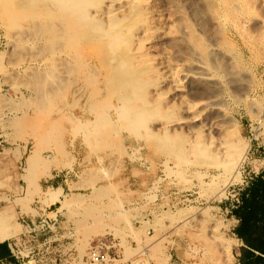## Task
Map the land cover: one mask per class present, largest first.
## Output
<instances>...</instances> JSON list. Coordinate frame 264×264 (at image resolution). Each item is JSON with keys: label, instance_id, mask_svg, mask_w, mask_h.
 <instances>
[{"label": "rangeland", "instance_id": "1", "mask_svg": "<svg viewBox=\"0 0 264 264\" xmlns=\"http://www.w3.org/2000/svg\"><path fill=\"white\" fill-rule=\"evenodd\" d=\"M57 1L0 0V124L6 139L26 145L28 167L41 155V173L55 166L69 180L64 193L41 191L36 176L23 173L27 191L14 202L31 209L35 191L44 204L59 200L50 208L63 212L78 249L105 246L104 264H239L231 209L264 166V0ZM81 5L90 6L86 15ZM121 79L126 89L117 87ZM124 90L130 108L144 111L137 133L115 109ZM168 140L183 149L182 163L164 160ZM211 155L230 168L215 171L202 195L191 173ZM18 178L22 189L26 180ZM10 226L11 234L19 230Z\"/></svg>", "mask_w": 264, "mask_h": 264}, {"label": "crops", "instance_id": "2", "mask_svg": "<svg viewBox=\"0 0 264 264\" xmlns=\"http://www.w3.org/2000/svg\"><path fill=\"white\" fill-rule=\"evenodd\" d=\"M2 125H5L4 121L2 122ZM2 125L0 124V244L6 243L5 249L9 250L8 240L18 235L25 229L24 224L20 222V216H25L28 219H36L39 216L53 215L54 213H58V216L63 215V212L58 210L57 207L50 208L52 204L59 202V200L44 204L41 202L38 193L42 190H46L49 186H59L64 193L66 187L68 186L69 180L66 173H59L56 171L53 172L54 168H56L55 166L50 167L48 169V173H41V170L45 168L46 163L45 159H41V155L31 167H28L26 158L29 152H27L28 150L26 145L18 142L17 140L13 141L11 139H6L5 128H3ZM19 163H23V166L20 167L21 170L15 168L19 167ZM66 172L68 171L66 170ZM23 173H32L34 176H36V182L41 189V191H35V193L32 194V199L29 201L31 209L27 211L22 210L20 203L14 202L16 196L25 195L27 191L28 180L26 177H24ZM15 174L20 176L21 179L26 180V185L23 186L22 189H16L17 185L13 180ZM20 178H18V181ZM42 180L47 181V183H43ZM9 204H12L13 208L8 209V213L6 214L3 209ZM13 221L18 223L19 230L16 233L11 234L10 222ZM61 221L64 223V220ZM73 242H75L73 244L77 248L78 254L85 253V250L81 252L78 249V244L75 241V237Z\"/></svg>", "mask_w": 264, "mask_h": 264}, {"label": "built area", "instance_id": "3", "mask_svg": "<svg viewBox=\"0 0 264 264\" xmlns=\"http://www.w3.org/2000/svg\"><path fill=\"white\" fill-rule=\"evenodd\" d=\"M25 229L8 240L11 255L19 264H104L110 259L105 246L91 244L83 255H78L73 241L74 231L62 225L58 213L36 219L20 216ZM82 261L81 263H79Z\"/></svg>", "mask_w": 264, "mask_h": 264}, {"label": "bare ground", "instance_id": "4", "mask_svg": "<svg viewBox=\"0 0 264 264\" xmlns=\"http://www.w3.org/2000/svg\"><path fill=\"white\" fill-rule=\"evenodd\" d=\"M37 0H35V2H36ZM57 1V0H56ZM58 1H60L61 2V6L64 4L65 6H68L69 7V4L68 3H70V5L71 4H76L78 1H81V0H58ZM57 1V4L58 3H60V2H58ZM87 1V0H86ZM89 1V0H88ZM130 1V0H129ZM81 2H83V1H81ZM111 2V1H110ZM88 3V2H87ZM68 4V5H67ZM86 4V3H85ZM85 4H83L84 6L83 7H85L86 5ZM129 4V3H128ZM5 5V4H4ZM35 5V4H34ZM58 5H60V4H58ZM63 5V6H64ZM15 6V5H14ZM31 6V5H30ZM13 7V6H12ZM88 7H90L89 5H88ZM88 7H86L85 9H87ZM66 8V7H65ZM72 9H73V7H71ZM70 8V9H71ZM17 9V8H16ZM27 9V8H26ZM26 9H24V10H26ZM43 9V8H42ZM62 9V8H61ZM68 9V8H67ZM78 9V14L79 15H86L87 13H88V9L87 10H85L84 8H82V5H81V7L79 6V8H77ZM76 9V10H77ZM7 10V9H6ZM65 10V9H64ZM38 11H40V9L38 10ZM73 11H75V10H73ZM8 12H9V10H8ZM87 12V13H86ZM6 14V13H5ZM11 13H9V15H10ZM12 15V14H11ZM32 15V14H31ZM13 17H14V15H12ZM27 16V15H26ZM38 16V15H37ZM36 16V17H37ZM40 16V15H39ZM63 16V15H62ZM33 17V16H32ZM48 17V16H47ZM55 17H57V16H55ZM54 17V18H55ZM77 17H81V16H77ZM85 17H87V16H85ZM9 18H10V16H9ZM7 19V20H9L10 21V19ZM49 18V17H48ZM13 19V18H12ZM12 19H11V21H12ZM56 19H61L60 18V16H59V18H56ZM9 21H7L8 22V24H9ZM65 21V20H64ZM59 22V21H58ZM114 22V21H113ZM112 22V23H113ZM116 22H117V20H116ZM117 23H119L120 24V22H117ZM117 23H114V24H111V25H116ZM13 24H14V22H13ZM46 24H47V22H46ZM11 25V24H10ZM96 26H98V25H96ZM94 27V28H99V27ZM138 26V25H137ZM129 27V26H128ZM118 28H119V26H118ZM99 29H103V28H99ZM99 29H97V30H99ZM108 29H111L110 27L108 28ZM127 29V28H126ZM149 29V28H148ZM94 31H96L95 29H94ZM100 31V30H99ZM103 31V33H105L106 34V32H104V31H107L108 33H110L107 29L106 30H102ZM101 31V32H102ZM74 32V31H73ZM129 32V31H128ZM84 33V32H83ZM82 33V34H83ZM108 33L106 34V35H104L105 37L108 35ZM130 34H131V32H129ZM115 38L113 37V39H116V37H117V34H118V32H115ZM128 34V33H127ZM69 35V34H68ZM84 35V34H83ZM83 35H82V37H83ZM109 35H111V33L109 34ZM126 35V34H125ZM57 36V35H56ZM119 36V35H118ZM147 36V35H146ZM145 36V38H147ZM69 37H72V35L70 34V36ZM100 37V36H99ZM109 37V36H108ZM121 37V39L123 40V38L125 37H123V36H120ZM123 37V38H122ZM54 38V37H53ZM57 38H59V37H57ZM110 38V37H109ZM112 38V37H111ZM110 38V39H111ZM119 38V37H118ZM126 38V37H125ZM55 39V38H54ZM71 39V38H70ZM72 39H74V36L72 37ZM71 39V40H72ZM117 40V41H122V40ZM128 39V38H127ZM58 40V39H57ZM69 40V39H68ZM71 40L69 41V43L71 42ZM109 40V39H108ZM140 40V39H139ZM75 41V40H74ZM110 41V40H109ZM109 41H108V45H109ZM132 41V40H131ZM54 42V41H53ZM116 42V41H115ZM115 42H112V39H111V41H110V44L111 43H115ZM123 42L124 41H122L121 43L123 44ZM126 42V41H125ZM67 43V42H66ZM68 43V44H69ZM120 43V44H121ZM113 44H111L110 46H112ZM116 44H118V42H116ZM115 44V45H116ZM142 45H143V43H141ZM140 44V45H141ZM73 45V44H72ZM65 46H66V44H65ZM64 46V47H65ZM109 48V47H108ZM119 48V47H118ZM65 49H66V47H65ZM73 49H75V48H73ZM69 51L68 52H70V49H68ZM116 50V49H115ZM113 52H114V50H112ZM109 52V51H108ZM131 52V51H130ZM98 53V52H97ZM127 53V52H126ZM106 54V53H105ZM81 57V56H80ZM85 57V56H84ZM120 57V56H119ZM74 58V57H73ZM115 59V58H114ZM110 60H112V58L110 59ZM122 60V59H121ZM113 61V60H112ZM146 61V60H145ZM124 62V61H123ZM148 62V61H147ZM78 63V62H77ZM143 63V62H142ZM122 63H120V65H121ZM132 64V63H131ZM126 65V64H125ZM145 65V64H144ZM146 65H148V64H146ZM122 66V65H121ZM116 67V66H115ZM120 68H122V67H120ZM127 68V67H126ZM125 68V69H126ZM130 68H131V66H130ZM148 68V67H147ZM134 69H136V68H134ZM133 69V70H134ZM174 70V69H173ZM137 71V70H136ZM149 71V70H148ZM147 71V72H148ZM140 72V71H139ZM142 73L144 72L143 70L141 71ZM172 72V71H171ZM127 73V72H126ZM136 73V72H135ZM145 73V72H144ZM144 73H143V75H144ZM138 74V73H137ZM174 74V73H173ZM140 75V74H139ZM137 78H142V76L141 77H137ZM133 79V78H132ZM175 79V78H174ZM137 80V79H136ZM135 80V81H136ZM154 80V79H153ZM152 80V81H153ZM138 82H139V80H137ZM155 81V80H154ZM157 81V80H156ZM115 82V81H114ZM117 82H118V80H117ZM145 83V85H149V84H146V81H144ZM136 83V82H135ZM141 83V82H140ZM143 83V82H142ZM141 83V84H142ZM147 83H148V81H147ZM134 84V83H133ZM141 84H140V86H141ZM153 85V84H152ZM117 87L119 88V89H123V88H127V85H126V82L125 81H122V79L121 80H119V84L117 85ZM136 87V86H135ZM149 87V86H148ZM152 87H155V85L154 86H152ZM132 88V87H131ZM138 88V87H137ZM155 89H156V87H155ZM135 90H136V88H135ZM141 90V89H140ZM134 90H132V92H133ZM111 92V91H110ZM109 92V93H110ZM120 92V91H119ZM128 91L127 90H124V91H121V96L119 97L121 100H120V102H119V104H117L116 106H115V109H116V111L118 112V113H120L121 115L124 113V115H125V117L127 118V122H126V126H128V129H130L131 131H134V132H138L137 130H138V127H140V126H142V124H144V120H145V118H144V111L143 110H132L131 108H130V106H129V103H130V99H131V96L129 95V93H127ZM110 94H112V93H110ZM115 94V93H114ZM133 94H135V93H133ZM132 94V95H133ZM137 94V93H136ZM150 94V93H149ZM147 95V94H146ZM133 96H135V95H133ZM136 96H138V95H136ZM140 96H141V94H140ZM108 98V97H107ZM107 98H106V100H107ZM109 98H110V96H109ZM108 98V99H109ZM144 99V97H142V100ZM161 99V98H160ZM137 100H138V98H137ZM141 100V101H142ZM158 100H159V98H158ZM158 100H156V101H158ZM136 101V100H135ZM144 101V100H143ZM107 102H109L108 100H107ZM106 102V103H107ZM159 102V101H158ZM92 103V102H91ZM106 103H103V104H106ZM157 103V102H156ZM113 104V103H112ZM141 104H142V102H141ZM152 104V103H151ZM150 104V105H151ZM95 105V104H94ZM100 105V104H99ZM102 105V104H101ZM139 106H141V105H139ZM155 106H157V105H155ZM97 108V107H96ZM110 108V107H109ZM138 109V108H137ZM90 110H92V111H94L95 112V110L94 109H90ZM158 112V111H157ZM96 113V112H95ZM159 113V112H158ZM117 114V113H116ZM154 114H157V113H154ZM163 114V113H162ZM89 115V114H88ZM109 115V114H108ZM168 115V113L166 114V116ZM93 117H94V115H92ZM99 116H101V115H98V117ZM165 116V115H164ZM97 117V118H98ZM161 117V116H160ZM95 119H96V117H94ZM93 118V119H94ZM162 118V117H161ZM166 118H168V116L166 117ZM166 118H163V119H166ZM102 118H100V120H101ZM106 119V118H105ZM109 119V118H108ZM169 119H171V118H169ZM99 120V121H100ZM172 120V119H171ZM87 121H88V119H87ZM119 121V120H118ZM123 121V120H122ZM166 121L167 120H165V123H166ZM102 122H104L105 123V121H102ZM107 122V121H106ZM149 122V121H148ZM157 122V121H156ZM176 122V121H175ZM79 124H80V122H78ZM82 123H84V122H82ZM81 123V124H82ZM88 123H90V121L88 122ZM146 123V122H145ZM158 123V122H157ZM168 123V122H167ZM177 123V122H176ZM115 124V123H114ZM156 125V124H155ZM85 126H87V125H85ZM144 126H146V124H144ZM143 126V128L145 129V128H148V126L147 127H144ZM161 126H162V128H164V129H166V130H168L169 129V126H168V129H167V126L164 124V123H161ZM82 126H80V128H81ZM86 128V127H85ZM81 129H83V128H81ZM142 129V128H141ZM149 129V128H148ZM151 130V129H150ZM150 130L148 131V132H150ZM164 131L165 133L164 134H168L169 132L168 131ZM174 130V129H173ZM152 131V130H151ZM155 133V131L153 132V134ZM156 133H157V131H156ZM178 132H174L173 131V134H175V136H176V134H177ZM146 134V133H145ZM148 134H150V133H148ZM166 134V135H167ZM155 135H157V134H155ZM133 136V135H132ZM136 136L138 137V134H136ZM146 136H147V134H146ZM150 136H152L151 134L149 135V136H147V137H149L150 138ZM164 136V135H163ZM161 137V138H164V137ZM179 136L181 137V135L179 134ZM146 137V138H147ZM156 137V136H155ZM165 137H167L168 138V135L167 136H165ZM172 137V136H171ZM170 137V138H171ZM157 138H159V136H157ZM160 138V139H161ZM173 138H174V136H173ZM173 138L171 139L172 141H173ZM176 138V137H175ZM156 139V138H155ZM160 139H158L159 141H160V143H161V140ZM171 140H168V142H167V145L168 146H166V144L164 143L165 142V139H164V144L165 145H163V146H166L167 148H165L166 150L168 149V154H166V157H165V159L164 160H166V161H169L170 160V158H171V155L172 156H174L176 159V162L179 164V162L182 160V151H183V149H181L180 147H178L179 149H176V147L174 146V144H173V142L171 141ZM163 141V140H162ZM175 141H177V139H175ZM180 141H182L181 139H180ZM96 142V141H95ZM159 143V144H160ZM195 143V142H194ZM182 144V143H181ZM196 144V143H195ZM179 145V144H178ZM192 144H190V146H191ZM158 146H161V145H158ZM181 146H183V145H181ZM192 146H194V145H192ZM186 148V147H185ZM191 149H192V147H190ZM198 148H195V150L193 151L194 153H195V155H196V153H198L197 151H199V149L197 150ZM160 150V149H159ZM197 150V151H196ZM196 151V152H195ZM202 150L200 149V152H201ZM163 152V151H162ZM199 152V153H200ZM203 152L205 153L206 151L203 149ZM203 152H201V153H203ZM164 153V152H163ZM162 153V154H163ZM191 154H193V153H191ZM231 154V153H230ZM32 155V154H31ZM195 155H193V157L195 156ZM198 155V154H197ZM196 155V156H197ZM200 155V154H199ZM204 155V157H206V155L205 154H203ZM185 156V155H184ZM195 156V157H196ZM173 157V158H174ZM192 157V158H193ZM199 158H202V156L200 155V157ZM207 158H210V161H207V162H204V159L202 160V159H200V163L202 164V163H204V164H202V166L203 167H201V168H203V169H195V170H193V172L191 173L192 175H194V176H196V177H199L201 180H202V182H201V192H202V195H204L205 194V191H206V189L209 187L208 185L211 183V181H213L216 177H217V175L215 174L216 172L215 171H217L218 169H221V172H223V175H225L226 173H228L227 171L229 170V168H230V165L229 166H226L224 163H222L221 162V160L218 158V157H216L215 155H211V157H208L207 156ZM184 159V158H183ZM187 159H189V157H187L186 159H184L185 161L184 162H186L187 161ZM193 159H195V158H193ZM198 159V158H197ZM231 159V158H230ZM163 160V161H164ZM190 160H191V158H190ZM201 160L203 161V162H201ZM162 161V163H164ZM183 161V160H182ZM182 161H181V163H182ZM189 161V160H188ZM190 162V161H189ZM197 162H199V161H197ZM239 163V162H238ZM166 164V163H165ZM176 165V167L175 168H177V166H179V165ZM188 164H190V163H188ZM187 164V165H188ZM174 165V164H173ZM174 165V166H175ZM186 165V164H185ZM180 166H181V164H180ZM236 166V165H235ZM235 166H234V168H235ZM185 167V166H184ZM167 168V171H166V173L168 172V173H170V174H172L173 173V171L174 170H172V168H171V165L169 164V165H166L165 166V169ZM183 168V167H182ZM186 168H187V166H186ZM186 168H185V170H186ZM169 169H171V170H169ZM174 169V168H173ZM177 170V169H176ZM181 169L179 168V170L177 171V172H179ZM175 172V171H174ZM185 172V171H184ZM184 172H182V173H184ZM179 173H181V171L179 172ZM220 173V172H219ZM31 174V173H30ZM169 174V175H170ZM176 174V173H175ZM177 175V174H176ZM175 175V176H176ZM182 175V174H181ZM181 175H179L180 177H182ZM233 176V175H232ZM184 178H186V177H183L182 178V180L184 179ZM181 179V178H180ZM185 180V179H184ZM185 181H189V178H187ZM184 181V184H186V182ZM183 183V182H182ZM189 183V182H188ZM187 183V184H188ZM220 183V182H219ZM186 184V185H187ZM199 184V183H198ZM213 184V183H212ZM59 187V186H58ZM212 187V186H211ZM217 188L218 187H216V189H215V186L212 188V189H214V190H217ZM181 189V188H180ZM199 190V189H198ZM49 191V190H48ZM215 192V191H214ZM49 194V193H48ZM215 195L214 196H216V197H218L219 195H221V190H217L215 193H214ZM61 195V194H60ZM199 195V194H198ZM57 196V195H56ZM201 196V195H200ZM56 198V197H55ZM46 202V201H45Z\"/></svg>", "mask_w": 264, "mask_h": 264}, {"label": "trees", "instance_id": "5", "mask_svg": "<svg viewBox=\"0 0 264 264\" xmlns=\"http://www.w3.org/2000/svg\"><path fill=\"white\" fill-rule=\"evenodd\" d=\"M231 213L237 219L233 232L241 240L239 264H264V166L241 188ZM5 247L0 244V261L19 264Z\"/></svg>", "mask_w": 264, "mask_h": 264}]
</instances>
